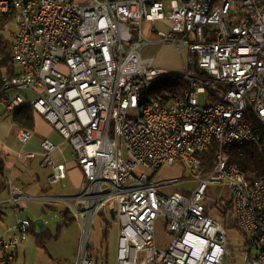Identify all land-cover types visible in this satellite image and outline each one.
<instances>
[{
  "label": "built area",
  "instance_id": "built-area-1",
  "mask_svg": "<svg viewBox=\"0 0 264 264\" xmlns=\"http://www.w3.org/2000/svg\"><path fill=\"white\" fill-rule=\"evenodd\" d=\"M8 13L17 72L1 77L0 115L32 106L70 143L84 177L67 196L32 197L8 180L10 204L63 202L82 228L76 264H94L87 237L103 211L118 221L114 264H223L228 242L220 219L251 237L242 264H264V178L251 183L225 153L264 135V0H0V14ZM158 42L186 48L181 73L142 56L144 45ZM167 75L181 77L184 87L148 99L152 84ZM32 136L21 129L18 139L26 144ZM212 143L208 162L200 155ZM39 147L41 166L51 169L48 182L63 181L60 146L43 138ZM177 162L200 179L189 193L166 195L161 189L179 181L156 173ZM211 185L230 190L232 219L216 209L225 198L204 203ZM159 217L166 219L165 249L155 240ZM31 225L17 218L10 236H0V264L16 260Z\"/></svg>",
  "mask_w": 264,
  "mask_h": 264
},
{
  "label": "rangeland",
  "instance_id": "rangeland-1",
  "mask_svg": "<svg viewBox=\"0 0 264 264\" xmlns=\"http://www.w3.org/2000/svg\"><path fill=\"white\" fill-rule=\"evenodd\" d=\"M83 2L86 0H74ZM160 27V25H158ZM145 29V30H144ZM143 34L148 36L146 24ZM14 30V24H10L6 30L0 32L4 38H11ZM145 32V33H144ZM180 43L172 46L167 43H153L144 45L141 54L143 57H153L154 67L165 69L168 73L179 74L184 69V62H187V50L183 48L179 51ZM199 104H204L202 96L198 98ZM18 127L12 122L10 115L0 116V143L7 149V152L0 153V160L5 164L8 161L11 165L7 169V176L12 182L22 188L23 184L30 185L31 177L37 176L38 183L44 191H39L38 196H67L76 194L75 183L77 181V164L74 163L72 156V146L64 142V138L56 131L51 130L48 138L62 149L61 153L55 154L57 161L68 165L72 174L65 180L51 184L47 181L51 172L49 167H42L40 164V147L42 139L40 134L34 133L33 138L27 144H22L17 139ZM36 153L35 157L28 161L24 158H18L17 152ZM78 167V166H77ZM79 168V167H78ZM82 173V172H81ZM5 178L9 180V178ZM18 177V180H16ZM158 179L177 178L178 183L165 186L161 189L163 193L169 195L173 192H191L198 184L200 176H196L184 169V166L177 162L171 167H164L156 173ZM37 191L33 192L35 196ZM5 194V193H4ZM2 198H7L6 194ZM206 205L219 200L220 198H229L230 190L226 186L211 185L207 189ZM5 196V197H4ZM65 209L63 202L42 201L31 199L15 207L6 199L0 203V236L9 237L8 226L15 223L17 218L29 219L34 225V232L28 231L24 243L14 250L16 260L12 264H76L82 248V228L78 221L73 220L68 224H62L61 212ZM104 217L95 216L92 227L89 231L86 244V252L92 258L94 264H114L116 254V239L118 234V221L116 214L113 216L107 211H103ZM41 218L44 222V234L48 235L43 245L37 244L36 234L40 229L34 224L35 220ZM109 222L107 236L104 237L106 222ZM220 222L227 229L228 250L223 264H242V254L250 249L249 242L251 237L243 234L237 226H229L227 220L220 219ZM156 245L165 249L169 242V235L166 232V219L159 217L155 223Z\"/></svg>",
  "mask_w": 264,
  "mask_h": 264
},
{
  "label": "trees",
  "instance_id": "trees-1",
  "mask_svg": "<svg viewBox=\"0 0 264 264\" xmlns=\"http://www.w3.org/2000/svg\"><path fill=\"white\" fill-rule=\"evenodd\" d=\"M13 18L14 16L12 13L4 14V15L0 14V32L6 30V28L13 23ZM0 54L2 56V59L0 61V89H1L2 75L4 74L13 75L17 72L16 71L17 69L13 66L11 59V55H12L11 38L7 39L0 35ZM179 86L183 88L184 84L181 81V77H179L178 75H167L164 77H160L152 84V87L150 88L147 94V98L148 99L156 98L157 96L162 95L163 92L169 91ZM163 99L164 101L161 102L165 103L166 101H168L169 98L164 97ZM8 115H10L12 122L17 127L21 129L29 130L31 132H34L38 124L37 121L39 120L51 126L41 116H39L36 113V111L32 108V106H30L29 104L17 108L11 113H8ZM252 124L256 125L254 120H252ZM210 147H211L210 150L200 155V158L208 162L212 161L214 157V151H215L214 143H212ZM225 153L228 157L229 162L234 164L236 167H238L245 174L248 181H250L251 183H253L258 179L264 178V135L262 136V139L258 142L247 143L243 146L228 147L225 149ZM40 164H41V160H40ZM209 169L210 167L204 168V170L206 171ZM2 174H3V180L0 181L1 196L2 194H4V192L6 193L8 191V184L6 182V179H4L3 172ZM216 209H218V211L222 213L224 218L229 216L232 219L233 211L231 207V201L229 198H225L219 201L216 205ZM99 215L101 217L105 216V214L102 212H100ZM61 218H62V224H68L69 222L74 220L66 209H64L61 212ZM109 226L110 224L107 221L104 229V237L107 236ZM34 227H35L34 225H31L28 231L34 232ZM43 232L44 230L42 229L38 234H36L37 244L40 246L43 245V242L47 239L48 236L45 235Z\"/></svg>",
  "mask_w": 264,
  "mask_h": 264
},
{
  "label": "crops",
  "instance_id": "crops-1",
  "mask_svg": "<svg viewBox=\"0 0 264 264\" xmlns=\"http://www.w3.org/2000/svg\"><path fill=\"white\" fill-rule=\"evenodd\" d=\"M146 24V31L148 32L147 34H148V36L150 35V32H149V26H150V24L149 23H144V25ZM144 25H143V29H144ZM145 30V29H144ZM145 33V32H144ZM147 37V36H146ZM8 114V113H7ZM6 113L5 114H1L0 116H2V115H7ZM38 122V124H37V126H36V128H35V130H34V132H32L33 134L34 133H37V134H40L41 136H42V139L43 138H48V134H49V132L51 131V130H53L52 128H51V126H49L48 124H46V123H44L43 121H37ZM20 130H21V128H19L18 127V134H17V139H18V136H19V132H20ZM32 138H33V136H32ZM41 139V140H42ZM19 140V139H18ZM30 142V141H29ZM27 144V143H26ZM24 145V144H23ZM5 152H7V149H5L2 145H1V143H0V153H5ZM18 153V152H17ZM61 155L63 156V153L61 152ZM16 156H17V154H16ZM74 158V157H73ZM25 159V158H24ZM33 159V158H32ZM32 159H30V160H32ZM40 159H41V157H40ZM25 160H28V159H25ZM30 160H28V161H30ZM60 161V160H59ZM61 162V161H60ZM74 163L76 164V161H75V159H74ZM10 163L8 162V161H5V164L0 160V171L1 172H3L4 173V179H5V177L7 178L8 176H7V169H8V167H10ZM67 166V175H66V178L70 175V174H72V172H70L71 170L69 169L68 170V165H66ZM76 168H77V172L75 171V173L77 174V181H76V183H75V187H74V189H75V191H79L80 190V188L82 187V185H83V182H84V177H83V174L81 173V171H80V169L76 166ZM49 176V175H48ZM10 177V176H9ZM8 177V178H9ZM3 180V174H2V178H1V180L0 181H2ZM9 180H10V182H11V184L12 185H15L13 182H12V178L10 179L9 178ZM16 180H18V177H16ZM38 180H39V178L37 177V176H32L31 177V183L32 184H30V185H26V184H23L24 185V187L22 186V188H20L19 186H17V185H15L16 187H18L19 189H21L24 193H26V194H28L29 196L30 195H33V192L34 191H37L38 190V192L36 193V195L35 196H32V197H36V196H38L39 194V191H44V189L42 188V186L38 183ZM65 180V179H64ZM8 180H6V182H7ZM48 181V180H47ZM5 193V192H4ZM6 194V197H8V191L5 193ZM4 194V195H5ZM3 195V194H2ZM3 196H1L0 195V203H2L3 202V200L4 199H6L7 200V198H2ZM5 197V196H4ZM15 207H17V206H19V205H14Z\"/></svg>",
  "mask_w": 264,
  "mask_h": 264
},
{
  "label": "water",
  "instance_id": "water-1",
  "mask_svg": "<svg viewBox=\"0 0 264 264\" xmlns=\"http://www.w3.org/2000/svg\"><path fill=\"white\" fill-rule=\"evenodd\" d=\"M111 216H113V212L111 211ZM34 224L40 229L42 230L44 228V222L41 218L35 220Z\"/></svg>",
  "mask_w": 264,
  "mask_h": 264
}]
</instances>
